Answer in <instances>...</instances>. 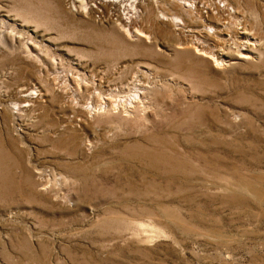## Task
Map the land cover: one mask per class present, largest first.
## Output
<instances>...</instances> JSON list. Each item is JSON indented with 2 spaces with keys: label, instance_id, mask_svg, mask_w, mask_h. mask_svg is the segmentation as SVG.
<instances>
[{
  "label": "rangeland",
  "instance_id": "obj_1",
  "mask_svg": "<svg viewBox=\"0 0 264 264\" xmlns=\"http://www.w3.org/2000/svg\"><path fill=\"white\" fill-rule=\"evenodd\" d=\"M0 264H264V0H0Z\"/></svg>",
  "mask_w": 264,
  "mask_h": 264
},
{
  "label": "bare ground",
  "instance_id": "obj_2",
  "mask_svg": "<svg viewBox=\"0 0 264 264\" xmlns=\"http://www.w3.org/2000/svg\"><path fill=\"white\" fill-rule=\"evenodd\" d=\"M179 2H181V3H185V4H190V0H178ZM177 2V1H176ZM134 3V2H133ZM146 5V4H145ZM134 7V6H133ZM134 9H135V7H134ZM137 11V10H136ZM161 17H163V16H167V15H165V14H161L160 15ZM164 18V17H163ZM166 18V17H165ZM169 20H171L173 23H175L176 24V21H177V23H178V17L177 16H173V17H167ZM180 18V17H179ZM181 20V19H180ZM223 21V20H222ZM218 22V24H216L217 25V28H213L212 29V27L210 26L208 29H211V32L213 33L214 32V34H216V32H218V31H220V27H222V26H224L225 24L223 23V22ZM177 26H178V24H177ZM228 26V25H227ZM208 27V26H207ZM250 32V31H249ZM241 34H239L238 36L241 38V37H243L244 36V39L242 40L243 41V43L245 42V43H247V44H249V43H251V42H254V40L252 41L251 40V38H250V36L248 35L247 36V31L246 30H242L241 32H240ZM252 34V33H251ZM250 34V35H251ZM254 37V36H253ZM257 41V40H256ZM242 43V42H241ZM243 45V44H242ZM198 46V45H197ZM246 46V45H245ZM248 46H251V45H248ZM180 47H184V45H181ZM187 47V46H186ZM249 48V47H248ZM243 49V48H242ZM247 49V48H246ZM194 50H195V52L196 53H198V54H201V55H203V56H212L213 57V59H214V61L215 62H217V63H219V62H222V61H219L218 59L219 58H217V57H215L210 51H208V50H206L205 48H203V47H195L194 48ZM210 52V53H209ZM240 53H239V55H238V57H249V53L248 52H246V51H244V49L242 50V51H239ZM222 54V53H221ZM210 56V57H211ZM220 57H223L222 55L220 56ZM252 57V56H251ZM229 58L231 59V56H229ZM224 58H222V60H223ZM226 59V58H225ZM230 61V60H229ZM140 86V85H139ZM141 91V90H140ZM36 91H34L32 88H30V87H28L27 89H26V93H25V99L24 100H28V99H37L36 97L37 96H35L36 95V93H35ZM35 101V100H34ZM9 114V113H8Z\"/></svg>",
  "mask_w": 264,
  "mask_h": 264
}]
</instances>
